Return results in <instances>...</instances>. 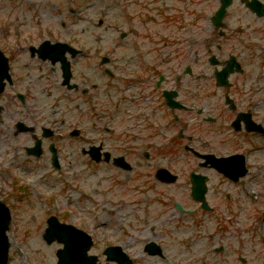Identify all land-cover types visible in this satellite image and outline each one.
Returning a JSON list of instances; mask_svg holds the SVG:
<instances>
[{"label": "rangeland", "instance_id": "obj_1", "mask_svg": "<svg viewBox=\"0 0 264 264\" xmlns=\"http://www.w3.org/2000/svg\"><path fill=\"white\" fill-rule=\"evenodd\" d=\"M172 2V0H0V48L12 60V72L16 69V66H19V62L27 63V52L23 50V47L28 43H37L43 38L67 41L80 48L84 55H88L86 59L83 57L78 59L80 64L92 61L96 56H107L108 53H113V49L114 56L119 54L121 59L126 54L125 42L127 40L121 39L120 35L131 25L128 20H124L126 8L132 14H135V18L139 22L135 28L141 37L151 36L155 40L157 36L154 33L158 29L162 35H166L165 40L169 43L173 40L174 34L180 31L176 28L174 20H170L171 11L167 10L171 9ZM209 5L212 9L216 4L214 0H210ZM243 8L238 0H233V4L229 8L232 23L235 25L238 21H243L242 24H244L248 21L253 25V15L246 14L243 16ZM237 15L242 16V19L236 20ZM100 19L104 21L101 24ZM239 31H241L240 35L229 33L232 38L230 44L237 41L239 37H244V39L250 41V46H253V52H255L253 60H249V56L244 53V57L248 59L246 61L249 68V73L246 74L248 77L244 80L242 75L239 78L233 75L230 80H234L245 89L250 86V83H253V87H259L260 85L263 87L264 78L259 81L258 74L260 69H263L264 72V59H262L264 55V31L257 34L249 29L243 30V28ZM146 32H150L151 35L146 34ZM192 32L193 45L190 53L194 58H196V55L197 60L194 59L191 67L192 77L184 78L183 86L181 87L180 83L178 86L182 91H186L185 88L190 85L191 90L194 92L198 90L200 95L205 94L207 90L213 93V86L210 85L213 80L209 77L199 76L203 71L208 72V69L202 67V62L204 65L207 63L204 56V45L200 43L202 36L205 34L204 30L200 25L199 28L194 27ZM143 33L144 36H142ZM132 34L135 35H131L130 38L140 40L139 34L134 33V31ZM144 39L146 41L144 42L145 46L155 48L162 46L163 51L169 56H167L168 61L162 63V70L169 74L167 75V86L172 87L175 76L169 73V69L176 67L175 70L180 71L188 63L186 43L179 42L177 45L165 46L160 41L153 44L148 43L147 38ZM228 49H230V46H228ZM19 51L23 54V57L17 58L18 62H16L15 55L20 53ZM241 55H243V52H241ZM30 68V72L20 70V73L23 74L22 77L29 75L33 82H39L31 92L34 98L33 104L39 111L38 113L47 115L53 114L52 111L54 110L62 109L67 117L61 129H58L59 132L66 134L71 125H80L82 129L79 139L82 147L90 145L93 142V136L98 135L96 131L92 130L94 118L98 115L105 120L107 119V113L105 116H101V111L95 108L96 104H94L91 95L88 96V99L93 100L92 103H86V101H90L86 98L81 103L83 109L81 108L80 111L68 109L69 105L74 106L77 101L80 102V99H77V101L75 99L69 104L68 99L57 98V96L60 97L65 94L60 91L54 92L42 80L43 77L48 79V69L45 70L34 63L30 65ZM80 70L83 71V68ZM185 81H190V83ZM47 82L50 83L48 80ZM232 90H235V86L232 87ZM76 95L78 96V94ZM207 99L210 100L212 106L216 102H221L220 92L217 93V96H207ZM18 103L15 93L10 91L9 88L0 95V127L7 130V136L10 138L9 144L2 142L0 146V198L9 206L11 213L10 229L8 231L10 240L8 264H55V251L61 247V244L57 242L47 244L42 237L46 227L45 219L51 214L57 216L60 221L71 223L91 234L93 246L90 253L97 254L99 257L98 264H107L102 255V250L109 244L121 245L133 258L135 264H168L170 261H176L177 264H202L206 253L204 249L205 239L197 240L196 236H191L187 232L186 226L190 225L191 222L178 218L177 216L180 215L172 211L173 208L167 204L169 200L166 199L170 196L173 200L176 199L183 204L195 207L196 205L192 204L190 200L188 187L176 185L163 188V186H156V188L161 189V195L155 194L153 196L151 194L152 199L142 204L140 203L143 198L142 190L124 189L123 184H121L122 179H115L114 181L111 179L114 173L109 166H96L87 156L80 154L78 150L74 153V145L71 143V139L64 138V134L58 144L61 145V150L66 153L61 155V169L55 170L50 166L46 148H44L43 155L39 158L25 154L24 147L31 146L33 143L31 134L15 132L14 136L17 121L23 120V113L18 114L16 112L19 108ZM97 105L99 107L104 106L98 99ZM119 106L116 113H118L119 120H121L124 116L121 105ZM103 110L105 111V106ZM78 113H80V120L75 123L72 122V116H76ZM214 115L217 116L215 111ZM169 117L167 116V118ZM188 122L190 123L188 129L190 125L198 124L195 117H192L191 120L188 119ZM44 123L49 124L46 121ZM49 125L52 126L53 124ZM123 128L124 124L121 123L119 133ZM179 128H174L172 135ZM187 133L193 132L188 131L185 135ZM34 134L38 136L36 130ZM218 135L215 137L216 142L214 144L227 140L229 145L226 148L221 145L225 151L246 150L251 146L249 164L253 167V136L238 134L235 137L221 132ZM168 136L165 137L166 139L157 136V142L158 144L162 142L171 144V149L166 145L160 149L174 151L178 155L174 154L175 167L178 169L177 171H183L179 170L185 162V158L181 157L184 156L181 150L182 145L187 143V140L182 139L178 143H172V139ZM223 137L226 138L222 139ZM50 140L55 139L51 138ZM48 141L49 139L43 140V143L47 144ZM153 141L155 139H152ZM68 153L69 156H67ZM161 159L164 162L166 157L161 156ZM191 168H194V166ZM186 171L182 174H185ZM209 176L210 179L207 185L212 190V197L217 199L213 210H198L196 213L197 218L199 216L198 221H201L196 223H200L204 227L200 233L201 237L217 231L224 238L220 239L215 236L211 238L214 241L211 249L213 246L217 247L219 245L224 248L225 245H232L229 243L228 235H232V232L235 231L240 243L234 242L235 244L232 247L237 248L236 251L239 252V255L245 257L249 264H259L261 260L256 261L254 258L255 251L253 248L255 247L256 251L263 256L257 258H262L264 264V249L256 242L253 233V217L256 215V210H260L264 204H261L260 199L254 198V196H250V198L247 196V193L253 194V192H256L257 194L261 193V196L264 197V189L256 190L253 188V184L251 185L253 183V168L244 180L245 184L241 185V191L239 188L234 189L221 185V181L214 177L213 172H209ZM128 184L135 187L132 179L129 180ZM219 185L221 186L218 189ZM230 192L234 195V200L231 201L230 199L227 202L226 199L230 198L228 197ZM180 194H183V196ZM184 195H187V197ZM177 196L179 198H172ZM160 226L171 229V236H161L163 232L158 231ZM262 232H264V225L262 231H257L260 240L263 238ZM150 239L163 243L165 258L151 257L143 252L142 244ZM189 239L188 245L186 242ZM184 241L186 242L184 243ZM230 250H226L231 254V257H228L230 258V264H239L236 259L237 253ZM207 257L210 256L205 254V260L208 264H216L211 258L208 259Z\"/></svg>", "mask_w": 264, "mask_h": 264}, {"label": "flooded vegetation", "instance_id": "obj_2", "mask_svg": "<svg viewBox=\"0 0 264 264\" xmlns=\"http://www.w3.org/2000/svg\"><path fill=\"white\" fill-rule=\"evenodd\" d=\"M187 1L188 5L186 6L184 13L178 10L175 11L176 14L174 17L176 28L180 31L179 33L174 34L175 36L173 40L175 42L171 43L172 45H177L178 40H180L182 44L186 43V55L188 51L189 61L180 71L175 70L176 67H171L169 69V73L175 76L173 81L174 85H172V87L167 86V75L169 74L162 70V63L168 61V55L166 53L162 55L158 52L160 49H151L145 45H142L140 49L134 48L129 42L126 44L127 54L121 65L120 62L112 61L109 58L104 61L105 64L98 63L97 58H95L94 60L81 65L78 61V58L81 57V54L71 58V82L77 85V87L73 90H68L61 84L59 64L41 61L28 55L27 63L19 62V66H16V69L14 70L15 72L11 74L12 81L8 86H6V88H9L10 91L15 93V98L19 101V108L16 112L18 114L23 113L22 122L28 123H25V126L31 127L32 129L35 125L43 120H37L38 123L33 124L34 118L31 116V114H33L31 111L32 97H30V94L33 90L34 82L30 79L29 75H27V77L26 75L22 77L21 75L23 74L20 73V70L30 72V65L33 63L44 68L45 70L48 69L50 71L49 73L54 78V81L59 84L62 90L69 93L71 91H75L76 93L81 94L77 98L80 99L78 105L79 107H75L74 110H81V103L84 102V100L87 98V95L89 94H94L95 97L102 103L110 104V98H102L99 96L98 92H105V94L108 96H114L117 91H121L122 89V96L117 100L115 105L118 106L119 103L123 104L124 108L127 110L123 113L124 118H121V120H119L120 118H114L113 120L109 118L111 123L108 127V121L102 122L94 118L92 130L96 131L98 135H95L93 142L88 146H96L100 147V149L99 151L98 149H92V155L96 156L97 152H99V158H95V160H92L91 162H93L96 166H109L114 173L111 179L113 181L115 179H122L121 184H123L124 189L131 188L132 190H142L143 198L140 201L142 204H145L152 199L151 194H153V196H155V194L161 195V189L156 188V186H163V188L174 187L176 185H179L180 187H188L190 200L192 201V204L196 205L195 207L188 206V204L184 203L182 208L183 210L180 211L176 207V202L173 203L170 196L169 198H166L169 200L167 201V204L172 206V211H175L180 215L177 216L178 218L185 220L186 222H191L190 225L186 226L188 229L187 232L191 234V236H196L197 240H200L201 238L205 239L204 249L206 256H210L207 257L208 259L211 258L213 262H216V264H230V258L228 257H231V254H229L226 250H230L232 248V252H236L237 248L232 247V245L235 244L234 242L240 243L235 231L232 232V235H228L229 243L232 244L230 247H228L229 245H225L224 248L226 249L223 250V246H221V249L213 246L211 249V246L214 243L211 238L215 236L223 239L224 236L221 233L215 231V233H210V235L201 237L200 233L204 227L200 223H196L201 222L198 221L199 216L197 218L196 213L198 210L211 211L215 206L214 203L217 198L212 197V190L207 185L210 179L209 172H213L214 177L221 181V185L232 187L234 189L239 188L241 191V185L245 184L244 180L248 177L251 169L253 168V183H251V185L253 184V188L256 190L264 189V87H253V83H250V87L243 89L240 88V85H238L234 80H230L227 86H216L217 88H222L216 89L220 92L221 98L223 97V102H216L215 105L212 106L210 100L207 99V96H213L211 93L207 92L203 95H200L198 90L196 92L192 91L190 85L185 88L186 91H182L178 85L180 83L182 87L184 78L192 77V63L194 62V59L197 60V56L195 55L196 58H194L190 53L192 51L193 45L192 31L194 30V24L196 25V28H199L201 25L205 33L204 36H202L200 43H203L204 45V56L206 57L207 61L205 65L202 62V67H205L206 70L208 69V72L203 71V73L199 76L209 77L212 79L214 78L215 80L214 76L223 68V66H229L232 69L236 68V65L234 64V56L239 61V63L241 65L243 64L244 66L248 65L246 62L248 59L244 57V53L249 56V60H253V46H250V41H246L244 38L239 37V41L237 40L234 41L233 44H230L232 38L229 36V33L232 35H240L241 31L239 30L242 28H247L249 25V29L252 32L253 30L257 29L264 30V14L259 15L254 10L251 12L245 5L241 4L242 8L244 7L243 16L246 15L247 12L253 15V25H251L250 22H245L244 26H242L243 21H238V23L234 25L230 18V14L228 13L225 15L224 21L220 22V27L216 26L212 21V15L216 7H214L212 11L210 10V0H197L196 8L198 11H200L198 15L193 12L192 0ZM259 1L264 4V0ZM261 11L264 13V7H261ZM183 14L184 18L186 19L185 23L181 21L180 15ZM235 19H242V16L237 15ZM246 23H249L247 24V27ZM207 30L208 32H206ZM179 34L181 37L178 36ZM228 46H230V49H228ZM23 50H25V46L23 47ZM241 52H243V55H241ZM22 57L23 54L21 52L16 54L15 61L18 62V59ZM82 57L87 56L82 55ZM103 60L104 58L102 61ZM10 65L11 60L9 59V67ZM119 66H122L121 70H114L116 68H120ZM80 67H84L83 72H81ZM115 71L117 74L120 73L121 79H119ZM233 75H235L236 78H239V76L244 75V73L243 70L240 72H233L230 77L232 78ZM185 82L190 83V81ZM233 86H235V90H232ZM166 90L175 92V96H173L172 92L169 94L173 96L175 101L180 103L178 107L170 108L167 105L164 94ZM18 93L21 96L17 95ZM225 96L228 97L227 103L225 102ZM28 99H30L31 102L28 101ZM94 104L98 106L96 100H94ZM214 110L218 111V118L214 117L211 121L210 117H212V115L210 113H212L211 111ZM107 116H109V114ZM167 116H170V119L167 118ZM192 117L196 118L198 124L196 123L195 125H190L188 129V125L184 123V120L185 118L192 119ZM72 118V122L74 123L79 121L80 113H78L76 116L73 115ZM236 118H239V123L233 127L231 123ZM219 119L221 120L220 123ZM251 120L253 123L259 124L263 130H260V132L248 131L246 127L251 124ZM48 122L53 123L55 121L53 118H50ZM62 122H64V120H62L61 123ZM121 123L124 124V128L120 131L121 133H119ZM60 127L61 125L58 124L57 128H51L52 132L50 133V136L52 135L51 138L55 140H49L47 144H42V147L47 148L50 157L48 147L49 144L52 143L59 159V168H61V155L66 153L65 151L61 150V145L58 144V141H61L63 138L62 133H60L58 130ZM176 127L180 128L174 135H172L173 129ZM72 128L73 126L70 127V129ZM55 130L58 131L56 134L57 139L55 137ZM17 131L18 128L16 123V132ZM185 131H192L193 133H188L187 137H185ZM69 132L70 131H68V135ZM218 132H221L222 134H229L235 137L238 134H242L243 136H253V167L249 164V155L252 151L251 146L248 150L244 149V152L234 150L235 152L228 153L231 155L238 152L244 154L245 156L246 164H248V166L246 165L248 171L245 176L243 178H239V180L227 178L218 172L209 163V161H206V159L203 158L205 157L203 154H215L218 156L223 155L220 152L213 150L210 146L209 136L216 135ZM165 135H169L168 137L172 139V143H178L182 139H186L187 142H190V144H184V155L187 157H185L186 161L183 163V166L179 168V170L183 171H177L178 169L175 167L174 163L176 162L174 160V151L161 150L160 148H157L154 143H151V139L154 138L155 142H157V136ZM175 135L176 137L174 138ZM79 137L80 133L77 136H71L67 139H71V143L74 145V153H76V150H78V152L81 154L83 147ZM186 145L192 146L197 153L185 148ZM105 154L108 156L107 159H105ZM69 155L70 154L68 153L67 156ZM161 156L166 157L164 162L162 161ZM117 158H120L118 163H116L114 160ZM123 163H129L130 167L126 169L123 166ZM191 164L194 166V168H191ZM161 168L167 169L169 173H164L160 170ZM184 171H186V173L182 174ZM170 174H174L175 179H172ZM195 175H197V183H202V181L205 183L204 200L208 205L207 209L202 207L201 201H195L192 198L191 178L195 177ZM130 179L133 180L135 187L128 184ZM221 185H219L217 188L219 189ZM180 195L183 196V194ZM184 196L187 197V195ZM247 196L249 198L250 196H254V198L260 199L261 204H264V197L261 196V193H247ZM228 197L230 198L226 199L227 202L230 199L231 201L234 200V195L231 192ZM172 198L179 197L177 196ZM167 212H169V210H167ZM257 224L259 225L258 227ZM263 225L264 205L260 210H256V215L253 217V233L257 240L256 242L264 249V232H262L263 238L261 240L257 233V231H262ZM158 231L163 232L161 236L165 237L171 236L170 233L172 232L171 229H165L162 226H160ZM161 244L163 243L161 242ZM160 248L161 250L165 249L163 245ZM253 249L255 251V260H261V263L259 264H263V259L257 258L263 256H261V254L256 251L255 247ZM205 254L202 264H208V262L205 260ZM238 258L237 261L239 262L240 259L238 260Z\"/></svg>", "mask_w": 264, "mask_h": 264}, {"label": "water", "instance_id": "obj_3", "mask_svg": "<svg viewBox=\"0 0 264 264\" xmlns=\"http://www.w3.org/2000/svg\"><path fill=\"white\" fill-rule=\"evenodd\" d=\"M195 189L198 195L204 190L200 185H196ZM8 222L9 212L4 204L0 203V264H6L7 261L8 242L4 233L8 227ZM48 223L49 227L44 234L45 240L50 243L56 239L64 244V247L56 253L57 264H95L96 257L87 255V250L91 245V239L87 234L71 225L58 224L54 217H51ZM113 250L115 249L110 247L104 253L108 254V258H115L122 264H131L123 254H110Z\"/></svg>", "mask_w": 264, "mask_h": 264}, {"label": "bare ground", "instance_id": "obj_4", "mask_svg": "<svg viewBox=\"0 0 264 264\" xmlns=\"http://www.w3.org/2000/svg\"><path fill=\"white\" fill-rule=\"evenodd\" d=\"M0 146L2 144V142L4 143H10V138L7 136V130H3L1 127H0ZM1 148V147H0Z\"/></svg>", "mask_w": 264, "mask_h": 264}]
</instances>
